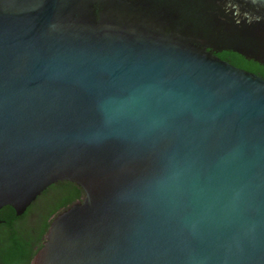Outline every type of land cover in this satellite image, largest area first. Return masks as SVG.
<instances>
[{
	"label": "water",
	"instance_id": "95a60500",
	"mask_svg": "<svg viewBox=\"0 0 264 264\" xmlns=\"http://www.w3.org/2000/svg\"><path fill=\"white\" fill-rule=\"evenodd\" d=\"M224 51L264 65V0H0V211L83 191L32 264H264V79Z\"/></svg>",
	"mask_w": 264,
	"mask_h": 264
},
{
	"label": "trees",
	"instance_id": "16d2710c",
	"mask_svg": "<svg viewBox=\"0 0 264 264\" xmlns=\"http://www.w3.org/2000/svg\"><path fill=\"white\" fill-rule=\"evenodd\" d=\"M216 55L223 61L264 79L263 64L231 51ZM82 197L83 191L77 185L59 182L38 197L22 216H17L11 207L3 208L0 211V264H32L35 255L42 248L52 219Z\"/></svg>",
	"mask_w": 264,
	"mask_h": 264
},
{
	"label": "flooded vegetation",
	"instance_id": "af4514ba",
	"mask_svg": "<svg viewBox=\"0 0 264 264\" xmlns=\"http://www.w3.org/2000/svg\"><path fill=\"white\" fill-rule=\"evenodd\" d=\"M32 221V219L30 220V222ZM32 223V222H31Z\"/></svg>",
	"mask_w": 264,
	"mask_h": 264
}]
</instances>
